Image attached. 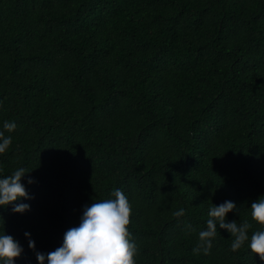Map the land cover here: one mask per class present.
Listing matches in <instances>:
<instances>
[{
  "label": "trees",
  "instance_id": "16d2710c",
  "mask_svg": "<svg viewBox=\"0 0 264 264\" xmlns=\"http://www.w3.org/2000/svg\"><path fill=\"white\" fill-rule=\"evenodd\" d=\"M0 131V178L26 169L31 197L24 214L0 208L15 264H38L114 190L136 264H264L219 226L194 251L212 204L261 230L264 0H0Z\"/></svg>",
  "mask_w": 264,
  "mask_h": 264
},
{
  "label": "clouds",
  "instance_id": "9594fccd",
  "mask_svg": "<svg viewBox=\"0 0 264 264\" xmlns=\"http://www.w3.org/2000/svg\"><path fill=\"white\" fill-rule=\"evenodd\" d=\"M4 130L11 133L15 130L14 123L5 122ZM12 143L11 135L5 136L0 131V154H4ZM28 174L24 168L16 169L11 175L0 178V208L12 207L14 214H24L30 210V205L17 203L22 199H30L22 178ZM28 183L34 181L28 179ZM114 198L95 201L90 206H85L79 226L66 231L62 246L45 254L36 252L38 264H136L138 249L131 239L129 225L131 223V205L128 198L121 190H114ZM237 208L232 201H225L208 211L206 230L199 233V244L194 251L203 249L205 255L210 254L212 240L219 229L226 230L233 238L231 251L236 252L246 243L251 253L264 262V196L252 202L250 208L251 220L260 226L261 230L255 231L249 237L251 227L248 221L237 224L236 221L227 222L226 216ZM176 217L184 215V210L175 212ZM191 229V225H187ZM26 238L29 233L24 234ZM28 247L35 251V243L30 238ZM23 248L11 235H0V264H15L21 257Z\"/></svg>",
  "mask_w": 264,
  "mask_h": 264
}]
</instances>
